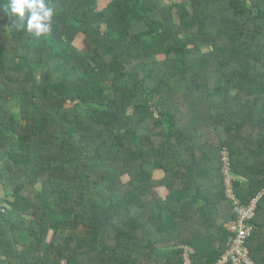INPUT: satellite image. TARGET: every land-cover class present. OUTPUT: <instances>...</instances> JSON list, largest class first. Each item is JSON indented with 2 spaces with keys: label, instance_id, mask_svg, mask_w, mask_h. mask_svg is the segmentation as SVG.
Wrapping results in <instances>:
<instances>
[{
  "label": "trees",
  "instance_id": "1",
  "mask_svg": "<svg viewBox=\"0 0 264 264\" xmlns=\"http://www.w3.org/2000/svg\"><path fill=\"white\" fill-rule=\"evenodd\" d=\"M6 3L0 264H215L222 151L241 202L264 189V0H46L40 38ZM250 223L264 264V192Z\"/></svg>",
  "mask_w": 264,
  "mask_h": 264
},
{
  "label": "built area",
  "instance_id": "2",
  "mask_svg": "<svg viewBox=\"0 0 264 264\" xmlns=\"http://www.w3.org/2000/svg\"><path fill=\"white\" fill-rule=\"evenodd\" d=\"M221 159L225 194L231 202L234 218L225 224L227 231L230 233V238L227 248L215 264H256L249 253L246 241L253 230L250 220L254 214L257 199L264 192V189L248 203L241 202L234 194L233 175L231 174L230 159L226 150L222 151ZM182 258L183 264H191L187 246H184ZM60 264H67V262L63 260Z\"/></svg>",
  "mask_w": 264,
  "mask_h": 264
},
{
  "label": "clouds",
  "instance_id": "3",
  "mask_svg": "<svg viewBox=\"0 0 264 264\" xmlns=\"http://www.w3.org/2000/svg\"><path fill=\"white\" fill-rule=\"evenodd\" d=\"M3 13L12 20L13 27L24 29L36 38L51 31L54 8L46 0H7Z\"/></svg>",
  "mask_w": 264,
  "mask_h": 264
},
{
  "label": "rangeland",
  "instance_id": "4",
  "mask_svg": "<svg viewBox=\"0 0 264 264\" xmlns=\"http://www.w3.org/2000/svg\"><path fill=\"white\" fill-rule=\"evenodd\" d=\"M108 1H109V0H98V8H102V7H104ZM172 1H174V0H162V2H163L164 4L171 3ZM74 44H75L77 47H80V48L82 47V35L77 36V38H76L75 41H74ZM156 190H158V191L161 193V195H163V196H164L165 193L167 192V191L165 190V188L162 187V186H158ZM0 194H1V190H0Z\"/></svg>",
  "mask_w": 264,
  "mask_h": 264
},
{
  "label": "crops",
  "instance_id": "5",
  "mask_svg": "<svg viewBox=\"0 0 264 264\" xmlns=\"http://www.w3.org/2000/svg\"><path fill=\"white\" fill-rule=\"evenodd\" d=\"M164 175V172H163V170H161V169H155L154 171H153V177L155 178V179H160L162 176ZM162 187H164V186H162ZM165 188V187H164ZM157 189V188H156ZM224 189H225V187H224ZM165 190L167 191V189L165 188ZM158 191V190H157ZM168 192V191H167ZM167 192L165 193V195L167 194ZM158 193L160 194V196L161 197H164L163 195H161V193L158 191ZM226 195V194H225ZM227 197V196H226ZM233 210V209H232ZM188 247V246H187Z\"/></svg>",
  "mask_w": 264,
  "mask_h": 264
}]
</instances>
